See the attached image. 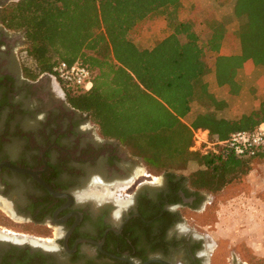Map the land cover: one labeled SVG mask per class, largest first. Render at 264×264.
<instances>
[{
	"label": "flooded vegetation",
	"instance_id": "1",
	"mask_svg": "<svg viewBox=\"0 0 264 264\" xmlns=\"http://www.w3.org/2000/svg\"><path fill=\"white\" fill-rule=\"evenodd\" d=\"M29 46L0 19V264H220L206 221L250 192L219 199L203 173L150 171L37 75Z\"/></svg>",
	"mask_w": 264,
	"mask_h": 264
},
{
	"label": "trees",
	"instance_id": "2",
	"mask_svg": "<svg viewBox=\"0 0 264 264\" xmlns=\"http://www.w3.org/2000/svg\"><path fill=\"white\" fill-rule=\"evenodd\" d=\"M183 11V0H20L2 10L0 19L10 29L26 30L37 75L51 74L59 61L87 66L94 79L90 91L64 88L72 105L88 112L105 136L119 139L149 168L179 173L197 162L205 169L187 178L196 176L197 183L212 170L230 183L247 172L252 158L236 156L226 141L233 132L264 122V98L248 114L218 117L216 112L228 105L206 79L214 69L209 54L218 84L237 93V70L247 62L264 65V0H235L233 14L242 22L240 50L232 54L222 53L228 37L224 22L212 21L203 34L200 14L193 11L182 19ZM159 18L166 22L167 36L152 48H139L136 40ZM195 103L204 111L191 126L185 118ZM198 130L206 131L212 144L206 152L191 150ZM257 157L264 159V148Z\"/></svg>",
	"mask_w": 264,
	"mask_h": 264
},
{
	"label": "rangeland",
	"instance_id": "3",
	"mask_svg": "<svg viewBox=\"0 0 264 264\" xmlns=\"http://www.w3.org/2000/svg\"><path fill=\"white\" fill-rule=\"evenodd\" d=\"M234 3L235 0H230L228 4H223L221 0H183L184 11L180 17L186 19L191 12H198L200 19L203 20V24L198 26V30L203 34L212 21L224 22L228 37L223 44L222 53H236L240 50L237 30L242 21L233 14ZM166 36V22L164 18H159L144 29L142 35L136 40V44L141 49L152 48ZM209 56L214 69L206 79L213 91V85L216 86L217 78L214 55L209 54ZM235 79L240 85V90L237 93H232L230 86H226L228 106L224 110L216 112L218 117H238L248 114L251 109L257 106L258 103L255 102L259 98V94L264 92V65L247 62L237 70ZM217 86L219 88L221 85ZM203 111L204 107L195 103L192 112L185 118V121L192 126L196 115ZM148 169L155 174L160 173L149 167ZM198 169L204 170L205 168L197 162H190L188 166H182L177 170L180 174L189 176ZM203 177L207 180L213 178L214 181H217L218 186L208 189V193L219 199L223 197V194L230 197L240 194L242 191L250 192L247 193L246 198H241L242 202L235 205V209H230L229 206L227 208L229 210L226 211L225 207H216L218 212H213L211 219L206 221L214 226L211 229L213 231L211 236L215 241L213 237L211 241L213 244L217 242L220 245L217 251V259H220V264H232V256L236 257L239 254L244 262L259 264L257 258L264 259V159L257 156L250 159L247 172L239 174L230 183H227V179L223 178L221 173L212 170L203 172ZM246 185L249 186L246 187ZM185 223L187 224L188 221L185 220ZM227 257L231 258L230 263L227 261Z\"/></svg>",
	"mask_w": 264,
	"mask_h": 264
},
{
	"label": "built area",
	"instance_id": "4",
	"mask_svg": "<svg viewBox=\"0 0 264 264\" xmlns=\"http://www.w3.org/2000/svg\"><path fill=\"white\" fill-rule=\"evenodd\" d=\"M51 75L57 83L65 89L87 92L93 88L94 79L92 71L79 61L68 63L59 61L53 67ZM228 149L236 156L243 158L256 157L264 148V122L253 130H239L233 132L226 141ZM212 148L208 142L206 131H195V144L192 151L206 152Z\"/></svg>",
	"mask_w": 264,
	"mask_h": 264
},
{
	"label": "crops",
	"instance_id": "5",
	"mask_svg": "<svg viewBox=\"0 0 264 264\" xmlns=\"http://www.w3.org/2000/svg\"><path fill=\"white\" fill-rule=\"evenodd\" d=\"M155 46V45H154ZM146 48H151V47H146ZM145 49V48H144ZM215 85L216 86H214L213 85V92H214V94L216 95V97L218 98V99H220V100H224V101H226L227 102V96H226V86H228V85H219L218 84V82L216 81L215 82ZM217 85H219L220 87L218 88V86ZM260 96H259V98L257 99V101L255 102V103H259L263 98H264V92H262V94H259ZM252 110V109H251ZM250 110V111H251ZM190 115V114H189ZM189 124V123H188ZM190 125V124H189Z\"/></svg>",
	"mask_w": 264,
	"mask_h": 264
},
{
	"label": "water",
	"instance_id": "6",
	"mask_svg": "<svg viewBox=\"0 0 264 264\" xmlns=\"http://www.w3.org/2000/svg\"><path fill=\"white\" fill-rule=\"evenodd\" d=\"M151 262H161V263H163V264H170V263H168V262H166V261L159 260V259L149 260V261H147L146 263H143V264H149V263H151Z\"/></svg>",
	"mask_w": 264,
	"mask_h": 264
}]
</instances>
